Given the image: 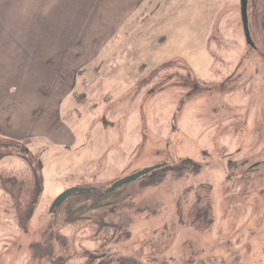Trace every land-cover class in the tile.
Masks as SVG:
<instances>
[{"label":"rangeland","instance_id":"374dc122","mask_svg":"<svg viewBox=\"0 0 264 264\" xmlns=\"http://www.w3.org/2000/svg\"><path fill=\"white\" fill-rule=\"evenodd\" d=\"M68 1L49 0V19L57 9L65 46L88 52L81 63L99 50L74 88L80 102L70 96L63 107L82 117L77 132L66 125L78 139L42 152L50 145L44 138H32L25 149L0 138L2 145L18 146L0 148V157L13 156L1 159L0 168H24L18 159H33L44 189L42 204L22 228L0 192V264L25 261L30 245L52 225L51 203L65 191L82 183L108 190L145 169L182 160L195 170L183 177L169 174L155 186L142 178L122 188L124 205L104 214L103 222L122 227L130 239L104 249L105 264H264V53L246 43L240 0H140L123 7L120 16L96 8L95 0L73 6ZM121 26L132 33L127 41L104 38ZM132 42H141V49L111 55L95 77L94 67L106 56L102 49ZM109 74L114 79L108 87L117 92L113 101L95 88ZM47 157L54 159L49 176L41 175L36 162L44 165ZM166 168L159 174L171 172ZM243 176L248 185L233 189ZM56 184L67 189L53 192ZM202 184L212 189L213 224L195 231L188 215ZM140 246L142 258L135 255Z\"/></svg>","mask_w":264,"mask_h":264},{"label":"crops","instance_id":"0c3cea01","mask_svg":"<svg viewBox=\"0 0 264 264\" xmlns=\"http://www.w3.org/2000/svg\"><path fill=\"white\" fill-rule=\"evenodd\" d=\"M76 1L78 2V0H69L68 4L78 5ZM139 1L95 0L94 4L96 8L109 7L108 14L119 13L118 16H120L123 7L135 3L137 6L140 4ZM22 2L21 0H0V138L13 142L19 141L21 144L30 146L33 144L32 138L38 136L50 144L41 148L42 152H46L51 147L75 144L73 141L78 139L73 132H77V126L82 117L74 115L75 110L68 109L65 112L63 107L70 96L77 101L74 98L77 97L74 88L79 82L80 75L99 54V50L91 51V58L81 63L83 58L81 56L88 55V52L73 46H65L64 33L62 29H58L57 19L56 21L54 19L57 17V9L52 10L51 19H49V0H22ZM21 7L22 10L19 9ZM36 7L39 9L37 10ZM133 13L134 11H131L126 16L123 24H126L128 18L131 19ZM49 22L55 23L54 30H49ZM122 28L121 26V31L118 32L112 31L110 35L105 34L104 38L127 41L132 37V33L124 32ZM140 49L141 42L125 43L121 48L115 46L102 49L106 56L94 67L95 77L100 75L101 67L110 60L111 55H122L128 51L137 52ZM111 59L116 62L115 58ZM113 76L106 75L97 86H95L96 82L90 83L99 91L98 96H102L103 100L105 98L110 101L115 100L117 92L113 93L108 87L112 86ZM84 87L86 88L87 85L85 84ZM103 87L104 92H102ZM130 94L131 92L128 91L126 96ZM92 95L90 97L94 99L96 95ZM80 100L78 99L79 102ZM92 111L86 113L87 122L92 117ZM66 125H73L76 128L72 135ZM53 161L51 157H47L44 165L40 161L41 175L47 172L48 175H46L49 176ZM72 176L74 175L70 174L68 177ZM57 185L52 187L53 192L58 190ZM66 189L61 191L59 189L56 193L60 194Z\"/></svg>","mask_w":264,"mask_h":264},{"label":"trees","instance_id":"16d2710c","mask_svg":"<svg viewBox=\"0 0 264 264\" xmlns=\"http://www.w3.org/2000/svg\"><path fill=\"white\" fill-rule=\"evenodd\" d=\"M249 8H251L250 14ZM248 20L252 40L264 53V0H248ZM209 50L213 64L216 66L218 60L211 51L210 43ZM0 145V148H18L10 144ZM22 146L26 148V145ZM6 157L13 156H1L0 160ZM18 161L24 165V168H0V192L7 209L13 211V221L19 228L23 226V220L31 218L37 206L42 204L43 198L40 197L43 194V187L37 171L33 168L34 160L19 158ZM36 162L41 168V164L37 160ZM165 167L171 172L159 174V171ZM191 170H195L194 166L189 161L182 160L173 166L162 165L142 178L150 179L151 185L155 186L161 184L169 174L173 173V177H183ZM71 178L73 180L75 177ZM247 185L248 178L243 176L235 180L232 188L242 189ZM126 186L104 191L84 183L73 187L77 189L73 194L53 212L48 211L53 218L52 225L39 241L30 245L22 264H105L107 256L103 250L130 239V234L122 227L103 222L104 214L114 211L121 204L124 205L125 198L121 197V190ZM194 191L197 201L190 209L188 221L195 231H207L213 224L210 207L212 189L202 184ZM135 255L139 258L146 256L144 247L135 249ZM153 256L159 255L154 253Z\"/></svg>","mask_w":264,"mask_h":264},{"label":"water","instance_id":"95a60500","mask_svg":"<svg viewBox=\"0 0 264 264\" xmlns=\"http://www.w3.org/2000/svg\"><path fill=\"white\" fill-rule=\"evenodd\" d=\"M240 14H241V20H242V26H243V33L246 40V43L253 49H256V46L252 40L250 28H249V20H248V0H240ZM161 166H156L152 168L145 169L139 173H136L127 179L115 184L112 186L109 190L117 189L123 186H126L130 183H133L140 178H142L144 175L151 173L152 171L159 169ZM77 189H70L62 193L60 196L57 197V199L53 202L50 212H53L56 207H58L65 199H67L71 194H73Z\"/></svg>","mask_w":264,"mask_h":264}]
</instances>
